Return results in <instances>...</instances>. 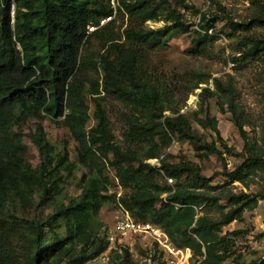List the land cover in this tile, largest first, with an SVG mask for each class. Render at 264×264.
<instances>
[{
    "label": "trees",
    "instance_id": "trees-1",
    "mask_svg": "<svg viewBox=\"0 0 264 264\" xmlns=\"http://www.w3.org/2000/svg\"><path fill=\"white\" fill-rule=\"evenodd\" d=\"M116 1L113 7L111 0H0V264H21L15 244L20 232L33 235L35 247L29 264H55L64 256L69 257V264H86L97 258L110 246L99 223L101 210L117 199L132 217L158 225L177 247L190 248L193 259L205 256L201 264H225L235 236L243 232L223 235L222 227L242 220L246 210L255 209L264 199L262 191L249 194L225 189L230 182L247 184V178L258 171L264 175V149L251 142L238 113L237 90L222 78H213V89L202 87L211 76L199 78L188 87L187 95L202 89L203 102L212 97L225 98L248 157L226 173L227 182L221 185H213L212 178L204 175L197 164L171 163L161 158L157 141L160 135L177 137L197 150L223 155L215 144L201 143L191 118L199 124L208 122L221 138L217 120L208 112L205 119L192 114L168 115V111L180 112L177 93L145 64L149 52L167 45L176 31L188 33L191 24L168 6L167 21L173 24L147 28L146 22L162 19L165 0ZM181 5L198 11L194 6ZM122 13L132 20L118 37L114 19ZM110 16V21L99 26L101 19ZM89 25L99 27L90 33ZM227 25L245 35L242 60L263 58L264 35L253 30L264 29V12L248 21L229 18ZM211 30H215V24L202 14L199 29L195 30L198 50L203 51L214 41ZM94 41L100 43L99 52L86 54ZM237 60L234 56L233 62ZM91 69L100 73L101 82L91 79ZM103 92L123 101L134 99L138 113L128 117L127 135L136 148L116 143L101 102ZM87 94L94 101L93 113ZM48 118L59 120L70 130L78 143L79 164L87 172L79 182L81 194L48 215L46 225L51 234L45 241L40 223L7 213L6 208L11 200L29 205L37 196L47 200L61 195L65 183L79 169L68 150L58 152L46 137L42 120ZM30 119L38 120L33 136L41 156L37 167L23 157L27 146L18 128ZM91 120L96 123L91 125ZM223 147L233 151L226 144ZM150 159L159 160L153 164ZM109 168L114 170L117 184L126 190L119 198L110 193ZM167 178L174 183L167 182ZM223 200L230 204L229 214ZM213 207L222 209L220 218L205 211ZM130 256L124 246L123 261Z\"/></svg>",
    "mask_w": 264,
    "mask_h": 264
},
{
    "label": "rangeland",
    "instance_id": "rangeland-1",
    "mask_svg": "<svg viewBox=\"0 0 264 264\" xmlns=\"http://www.w3.org/2000/svg\"><path fill=\"white\" fill-rule=\"evenodd\" d=\"M155 1L162 2L163 0ZM184 3L194 6L199 12L185 8L181 5ZM164 5L162 19L156 22L148 21L145 23V27L155 29L166 24H173V21H167L169 6L184 16V21L191 24V29L188 33L176 31L167 45L148 53L145 64L152 74L166 80L172 86V90L177 93L176 101L181 105L180 112L171 114L168 111V115L178 117L180 114L185 116L192 114L191 116L205 119V114L208 112L211 118L217 120L221 138L212 130L208 122L199 124L191 118L192 127L200 136L201 143L215 144L223 155L211 154L207 150H197L190 142L179 140L177 137L170 139L166 135H160L157 137V141L161 145V158L166 157L171 163L188 161L197 164L201 167L204 175L212 178L213 185H221L227 182L226 173L236 169L248 157L244 139L233 121L231 107L225 98L212 97L203 102L200 97L202 89H196L187 95L188 87L197 79L210 76L208 83L202 84V87L208 86L213 89V78H222L226 83H232L237 90L238 113L242 116L247 135L251 142H256L258 148L264 149V56L259 60H242L240 52L244 47L243 37L245 35L240 31L233 32L227 25L229 18L237 22L248 21L255 14L264 12V0H165ZM202 14H205L210 22L215 24V30L210 31V33H214L215 39L203 51H200L197 49L194 39L197 38L195 30L199 29ZM131 20L128 14L122 13L116 16L114 27L118 37H121L125 28L131 24ZM253 32L264 35L263 28H256ZM99 50L100 43L94 41L87 48L86 54H97ZM234 56L238 59L236 62H233ZM89 76L93 81L101 82L102 77L95 70L91 69ZM188 79L192 81L184 83ZM101 96V102L107 113L116 143L123 148L129 146L136 148L131 142L132 138L127 135L128 117L138 113L135 109L134 99L123 101L104 92ZM86 100L93 113L92 96L87 94ZM95 123L94 120H91V125ZM37 124L38 120L30 119L20 127L18 126L23 132L24 143L27 146L23 157L34 167L41 163L40 151L33 139ZM42 125L46 137L57 148V151L63 153L68 150L71 161L76 163L79 169L65 183V189L61 195H55L47 200H42L37 196L29 205L20 202L19 199L11 200L6 212L40 223L45 231L46 241L51 234L49 225H46L48 215L55 213L58 206L69 204L72 198L81 194L79 182L87 169L80 166L78 143L63 123L48 118L42 120ZM224 144L233 151H226L223 147ZM158 160L150 159L149 162L157 164ZM106 172L112 180L110 193L116 194L117 198L124 195L126 190L117 184L114 170L109 168ZM225 189L235 193L264 192V175L258 171L247 178V184L239 181L230 182ZM222 204L226 206V214H229L230 204L226 200H223ZM122 211L118 199L102 208L99 223L102 225V231L106 232L108 237L117 234V220L122 217ZM205 211L214 218H220L222 213V209L218 207L208 208ZM235 230H241L243 233L235 236V245L232 246L225 264H264V199L259 201L255 209L246 210L242 220H235L223 226L222 234ZM33 242V235L26 234V232L18 234L15 244L17 257L21 264H29L35 247ZM83 246H78L77 250ZM124 246L129 249L131 255L128 261H123ZM150 258L152 264L159 261L157 244L151 242L150 238L137 240L131 238L129 243H117L86 264H118L121 261L122 264H149ZM69 261V257L64 256L55 264H69Z\"/></svg>",
    "mask_w": 264,
    "mask_h": 264
},
{
    "label": "built area",
    "instance_id": "built-area-1",
    "mask_svg": "<svg viewBox=\"0 0 264 264\" xmlns=\"http://www.w3.org/2000/svg\"><path fill=\"white\" fill-rule=\"evenodd\" d=\"M113 7H116L117 1L111 0ZM112 17L103 18L99 26L105 25ZM99 26L89 25L88 31L94 32ZM169 183H174L173 179L167 178ZM123 215L117 220V234L108 237L111 241L109 247L115 246L117 243H129L131 240L139 238H150L151 242H155L159 249V261L156 264H201L205 256L198 260L193 259V252L190 248H179L169 238L164 229L150 221H141L131 216L122 205ZM118 241V242H117ZM152 264V259L148 260Z\"/></svg>",
    "mask_w": 264,
    "mask_h": 264
}]
</instances>
